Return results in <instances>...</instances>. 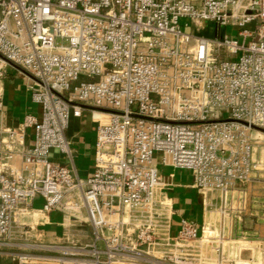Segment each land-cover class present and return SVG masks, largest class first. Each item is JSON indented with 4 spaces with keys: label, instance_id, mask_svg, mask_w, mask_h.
<instances>
[{
    "label": "built area",
    "instance_id": "2783aa9c",
    "mask_svg": "<svg viewBox=\"0 0 264 264\" xmlns=\"http://www.w3.org/2000/svg\"><path fill=\"white\" fill-rule=\"evenodd\" d=\"M205 22L236 37L203 36ZM8 66L39 106L15 126L3 121ZM85 108L97 124L80 179L53 151L72 159L67 128ZM251 129L264 131V0H0V245L19 213L75 210L77 197L91 228L12 264H223L228 192L258 169ZM162 167L220 193L213 223L174 228Z\"/></svg>",
    "mask_w": 264,
    "mask_h": 264
},
{
    "label": "crops",
    "instance_id": "0c3cea01",
    "mask_svg": "<svg viewBox=\"0 0 264 264\" xmlns=\"http://www.w3.org/2000/svg\"><path fill=\"white\" fill-rule=\"evenodd\" d=\"M30 84V79L18 69L7 67L3 78V121L6 125L15 126L26 113L39 112V106L31 100ZM96 124L93 111L85 108L80 117H71L67 128L72 159L69 161L62 154L53 151V159L69 164L73 175L80 179H86L92 173ZM251 136L257 137L255 133H251ZM27 141L30 142V137ZM254 143H256L254 159L258 163V159L264 156V146L258 141ZM258 165L259 163L257 167ZM160 169L163 175L172 174L173 187L169 190V194L172 197L175 213L173 215L174 228L179 218L182 217L194 220L199 226L204 223H213L218 214L207 210L217 204L220 193L213 191L202 195L192 186V180L189 182L182 179L185 174L181 171L170 167ZM38 202L41 203L40 198ZM227 204L232 216L226 224L225 231L234 241L224 247L223 264L233 263L231 258L235 255L239 262L234 264H264V247H262L264 244V172L257 169L246 183L237 182L228 192ZM56 215V211L48 213L45 221L47 222L46 229L51 233L62 225L56 220L61 216Z\"/></svg>",
    "mask_w": 264,
    "mask_h": 264
},
{
    "label": "rangeland",
    "instance_id": "374dc122",
    "mask_svg": "<svg viewBox=\"0 0 264 264\" xmlns=\"http://www.w3.org/2000/svg\"><path fill=\"white\" fill-rule=\"evenodd\" d=\"M179 22L180 27L184 30L189 31L191 26L193 28L189 18H180ZM223 32L232 37H236L237 27L227 26L225 29H220L214 26L211 22H205L204 27L199 34L208 38H215L218 36V33L222 34ZM250 131L257 136L255 138L253 137V140L262 143L264 146V131L260 129H251ZM254 146H256V143H254ZM255 153L257 154V151H255ZM258 161V171L261 170L264 172V156L263 158L258 159ZM179 171L185 174L182 179L189 182L192 180L191 172L189 170ZM38 199L39 198H36L34 201L35 206L41 205V203L38 202ZM76 200L78 208H75V210H65L63 208L55 210L57 215L61 216L60 219L56 218V220L57 222H61L62 225L56 229L58 231H52L53 233L47 231V222L45 223L47 220V214L53 213V211L43 212L34 209L32 211L19 213L20 217L16 218L8 238H5L7 244L0 245V264H12L14 262V255L16 254L53 256L58 254L61 247L72 245V243H75L78 239L81 241H87L91 236V228L88 222H84V220H86V214L80 199L77 197ZM73 202H75L74 199ZM256 261H259L258 258H256Z\"/></svg>",
    "mask_w": 264,
    "mask_h": 264
},
{
    "label": "bare ground",
    "instance_id": "6f19581e",
    "mask_svg": "<svg viewBox=\"0 0 264 264\" xmlns=\"http://www.w3.org/2000/svg\"><path fill=\"white\" fill-rule=\"evenodd\" d=\"M40 211V210H39Z\"/></svg>",
    "mask_w": 264,
    "mask_h": 264
}]
</instances>
